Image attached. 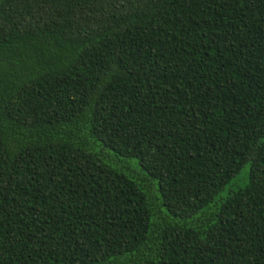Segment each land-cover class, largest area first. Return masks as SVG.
Returning <instances> with one entry per match:
<instances>
[{
    "label": "trees",
    "instance_id": "16d2710c",
    "mask_svg": "<svg viewBox=\"0 0 264 264\" xmlns=\"http://www.w3.org/2000/svg\"><path fill=\"white\" fill-rule=\"evenodd\" d=\"M0 264H264V0H0Z\"/></svg>",
    "mask_w": 264,
    "mask_h": 264
}]
</instances>
